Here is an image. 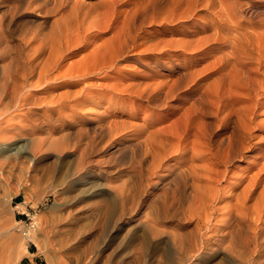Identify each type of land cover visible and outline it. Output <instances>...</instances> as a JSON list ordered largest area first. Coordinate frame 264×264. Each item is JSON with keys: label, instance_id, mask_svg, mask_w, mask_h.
<instances>
[{"label": "rangeland", "instance_id": "374dc122", "mask_svg": "<svg viewBox=\"0 0 264 264\" xmlns=\"http://www.w3.org/2000/svg\"><path fill=\"white\" fill-rule=\"evenodd\" d=\"M26 1L0 0V22L2 23L0 26L2 25V32L4 30L6 31L3 33L4 35L6 33L5 37L7 43L9 42V47L22 44L23 36L31 37L34 36L36 32L49 33L55 26V20L60 17V14H46L37 9V7H28ZM83 1L87 8H94V5H96V11L94 10L92 13L93 16L91 15L89 18H86V23L82 25L80 24L81 27L79 29L81 31L79 29L77 30H79L81 34L83 32L88 33L89 31L91 32V35L87 37L81 45L70 49L72 52L67 53L62 61V68L60 67L58 70L62 72L58 73V71L55 70V74L54 72L52 74L53 76L55 75V77L57 76V78L54 77L48 81L43 79L38 80L36 77L32 79V88H30L28 94H33L35 99H37L33 104L35 107L32 106L36 109L34 114H32V118H35L36 116L35 119L38 120L35 121L34 119V122L33 120L25 121L26 123H24L28 125L26 126L18 125V123L20 124L21 122L19 121L20 117L15 118V121L13 120L12 123L18 127H13L3 125L5 123L0 119V131H3L2 128H4L2 133L3 136L0 133V136H2L0 137V168H2V172L0 173V197L4 199V204L0 206V264H173L174 259L171 258L173 260L172 262L169 256L167 257L170 260L166 255L173 250L171 240L173 239L174 234L183 238V242L188 241L191 232H197L195 231L196 229L198 230L197 233H199L200 240L202 239L201 237H204L205 233H207L205 237L212 236L213 232L211 230L214 229L215 224H220V219L225 217V212L232 205L230 198L235 192L234 190H236L237 187L239 188L241 184L247 180L246 178H251V176H258V179L264 180V89L258 92V95L260 94L258 97L256 94L257 91L254 90V88L250 89L252 88L250 86L248 88H243V83L239 82L242 72H236L232 65L224 67L223 63H221L220 56L222 55V49L228 43L224 42V44L222 42H216L214 39V36L216 35V26H218V24L220 25V19L224 18L223 20H226L227 16L220 4L208 7L205 5V2H201L200 0H166V2L164 0H115L116 2L114 0ZM132 1L137 3L134 4ZM240 1L246 3L248 0ZM114 2L115 5L113 4ZM119 3L123 4L120 5ZM168 3L172 4L169 5ZM106 4L108 6H106ZM151 4L152 6L155 5L158 7V9L152 7ZM97 7L100 8L97 9ZM244 7L246 8V6ZM172 10L175 11L172 12ZM209 10L210 12H208ZM127 11H129V13ZM250 12L252 13V9L248 11L246 14L247 16L245 15L248 17V20L245 18V21H250L251 18L249 19V15H252ZM140 13L141 16H139ZM98 14H100V16H98ZM144 14L146 18L145 20H143L142 17ZM152 15L153 17L155 16V18H152ZM170 15L173 16L172 20ZM95 18L98 21H96ZM185 18L188 19L189 22H187ZM116 19H118V21ZM124 19L126 20L124 21ZM128 19H131V22ZM140 22L145 23L142 25ZM207 22H209V24ZM262 22L260 23L263 25L256 26L258 27L256 31L259 34L264 30V21ZM74 23L71 24V29L73 30L70 38H76V34L78 33L75 30L77 27L76 23ZM233 23L234 22H231L232 25ZM95 24L97 26H95ZM221 24L226 26L224 22ZM110 26L113 27L111 28ZM114 26L116 28H114ZM249 26L251 25L247 24V27ZM261 26L262 28L259 29ZM131 31L134 35V39L131 37L132 35H129ZM125 35H129L128 39L130 42L134 40V45L137 47L131 50L132 52H129V54L131 53V60L125 61V65L122 63L121 65L123 66L119 65V68L122 67L120 68L121 71L115 69L110 72V74L108 73L109 75H105V73H97L88 74L81 78H76L74 76L69 78L64 76V74L67 71L69 72L70 69L71 71H74V69L87 63L90 56L94 54V48L117 43L120 39L122 40V37ZM193 35H196L197 37ZM206 37H208V40L210 39V42L208 40L206 41ZM139 41L143 45H141ZM149 41L150 44L147 45ZM151 41L154 43H151ZM144 46H146V48ZM162 46L165 47L163 48ZM157 47L159 50L162 48L163 53H160ZM139 50L141 52H139ZM133 51L135 52L133 53ZM218 52H220V54ZM149 56H152L153 59L148 60ZM254 56L258 57V55L255 54ZM142 58H144V62ZM256 64L257 61L253 60L252 63L246 65L247 67H245V70L247 71L248 68H254V66L258 65ZM128 65L130 66L128 67ZM70 67H74L73 70ZM225 68L227 69V73ZM262 71H264V67H262L260 71H256V74ZM180 73L182 75H180ZM184 73H190L193 74V76L190 77V74L184 76ZM247 73L248 72L244 73L245 77L247 76ZM250 73L254 74L255 70L252 69ZM225 74L228 75L226 76ZM260 74L262 73L257 75L262 77ZM228 76L230 77L229 80L232 81V78H234L233 81L235 80L231 89L225 81L229 78ZM180 77L182 81H180L177 91L181 95L179 94V98L177 97L168 100L166 102H169L168 104L165 103L158 106L152 103L151 105L149 102H141L138 97L135 98V96H131L124 91V93L122 92L123 88L132 84H153V86H155V84L159 85L163 83L170 84ZM155 78L157 81L153 80ZM212 78L215 80L213 81ZM201 81H204V83ZM221 81L223 82L221 83ZM113 85L115 87H113ZM236 85H240V89H238ZM204 86L208 90V95L211 96L214 101V104L211 105L212 107L210 108L211 113L206 114L207 116L204 115V112L199 114L200 112H197L195 108H192V99L190 98L194 94H198L204 90L206 91ZM83 88H85V90ZM118 89H120L119 92H117ZM249 92L251 93L250 95ZM232 93L237 97L234 95L233 98ZM11 95L2 97L0 107L3 110L1 111H4L6 108L10 109L11 105L9 103H12V100L15 98V94L11 93ZM219 95H222L223 98L226 99L219 101V99H221L218 97ZM184 96H188L189 98ZM216 97L218 98L216 99ZM8 99L10 101L7 102L6 100ZM63 99L64 101H62ZM254 99L255 101H259H256V103H261L258 109H256L257 115L255 120H259L255 122L256 124L253 123V126L251 125L252 129L250 128L248 135L246 134L245 137L246 143L251 144L254 148L245 151V155H247L245 158L235 159L228 164V168L225 167V164H222L223 167L221 165L218 167L216 166L217 169L227 168L228 172L222 181L216 184L217 187L213 190L215 193V200L213 199L211 202L209 199L207 204H205L207 207L205 205L204 207L199 206L192 201L190 191H188V189L191 190L190 183L184 184L180 177H178L179 180H176L177 176H172L175 178L170 177L172 171L179 167L187 166V164L189 165L190 161L192 162V157L190 156L191 153L180 154L177 152L168 155L167 158L165 157L166 159L163 160V165L160 166V168L155 169V173L148 170V163L139 162L143 158L142 155H144V146H136V144H138L137 141H139V139L141 140V138L143 140L148 138L150 134L155 132H151L154 128L156 131H160V133L162 132V128L165 132L169 131L173 133L175 130L183 129L186 123L190 125L198 123L197 125L199 126L202 125V122H211V119H213V123L216 120L214 123L216 124L215 129L212 122L210 125L211 128L213 127L212 131L215 134L214 137L224 138V136L228 134L227 132H230L234 126L235 120L237 122L238 116H241L239 114L245 112L248 110V107L254 105L252 104V102L255 103ZM4 100L5 102H3ZM260 100L263 102H260ZM249 102H251L250 105H248ZM65 103L66 105H63ZM216 106L219 107L218 111ZM242 106L245 107H243L244 110L246 109L245 111L242 109ZM261 106L262 108H260ZM44 109H47L45 113L43 112ZM260 109H262L263 112H260ZM238 111H240V113H238ZM41 112H43V114ZM48 112L50 114L57 112L62 119H60L59 122L47 123V121L42 120V118L44 115H50ZM147 112L148 114L146 115L145 113ZM234 112L237 116H235ZM13 114L14 112H11V114H7V116L10 117ZM79 114L84 115L83 117L85 118L81 124V121L79 123H71L69 121L71 117L79 119ZM195 114H197V116ZM221 117L229 118V121L226 120L227 123L226 121L224 122L226 125L219 121L218 118ZM110 118H115V121L117 120L116 122H118V124L121 122L119 127L122 130L117 135L112 136L113 138L111 137V139L107 136L105 137L100 131H97L95 127L93 129V123L96 121ZM180 119L181 122L179 121ZM194 119L195 121H193ZM231 119L234 123L232 121L230 122ZM217 121L220 123H217ZM24 123L21 122V124ZM196 124L194 126H197ZM84 127L86 133L82 132ZM7 130H10L12 133L8 134ZM49 130H51L52 136L49 134ZM10 135H14V137L9 138L8 136ZM248 136H250L249 139H247ZM51 137H56L55 141L57 140V142L59 139L62 140L65 147H63V143L60 144L59 142H56V145L52 144L51 142L53 140L51 139L53 138ZM151 138L154 139V136ZM101 141L109 143L104 144ZM89 144L91 145L90 147L86 146ZM10 146H16V151L15 149L8 150ZM83 146L85 148H83ZM77 147L79 149H76ZM140 147L142 150H138ZM114 148H119L120 150H114ZM80 149L82 150L81 152ZM84 149L87 154H85V151V153L83 152ZM139 151L141 152L139 153ZM259 151L260 154L258 155ZM80 153L81 155L83 154V158L81 157L83 163L82 167L84 166V168L87 169L73 171V169H76V165H78L77 161L80 162ZM139 155L141 156V160H138L140 159ZM135 156L137 158L134 160ZM11 163L14 164L12 165ZM139 165L140 173L136 172V170L134 171V168H137L138 171ZM261 167L263 169H261ZM258 172H260V175ZM137 173L140 174V176ZM160 175L167 176L168 178L170 177L169 180L165 181L167 184H164L165 182H163V184L161 183L162 180L159 179V177H161ZM127 182L131 184L129 185ZM155 182H158L159 185L154 186ZM115 186H118L116 187L117 190ZM127 187L129 189H127ZM132 188H134L135 191ZM261 189L262 186L258 187L256 194ZM114 190L119 191L116 192ZM121 192H124L125 203L121 202L120 205L121 200L116 197H118L117 195ZM113 199L117 202V207L115 202L113 203ZM117 199L120 201H117ZM253 202L254 200L250 203L252 204ZM162 206H164V209ZM205 207L207 209H205ZM113 208L116 211L113 210ZM108 212L110 215H108ZM214 218L217 221L214 220ZM21 220L37 221L33 227L34 230L31 231L29 237L24 236L17 230V224H19V226L23 225L22 222H19ZM157 221L159 222L158 231L151 232L147 226L150 223L154 224V222L158 224ZM261 222L262 221L259 223ZM104 234L106 237L105 242L101 239L104 237ZM19 240L25 242L24 249L19 250L17 246L20 242ZM209 248L210 249L207 251H203V253L201 249L199 251L201 253L198 252L197 255L183 264H186L189 261L191 263L189 262L188 264H224V261L222 260L223 251L221 248L217 246L215 248V245ZM204 252L207 254L206 256L203 255ZM84 257L87 259L85 260Z\"/></svg>", "mask_w": 264, "mask_h": 264}, {"label": "bare ground", "instance_id": "6f19581e", "mask_svg": "<svg viewBox=\"0 0 264 264\" xmlns=\"http://www.w3.org/2000/svg\"><path fill=\"white\" fill-rule=\"evenodd\" d=\"M26 1V0H25ZM113 1V0H112ZM115 1V0H114ZM119 1V0H118ZM131 1V0H130ZM136 1V0H135ZM166 2V0H164ZM163 1V2H164ZM172 1V0H171ZM180 1V0H179ZM178 1V2H179ZM184 1V0H182ZM201 2H205V5L208 7H211L215 4H220L221 8L226 12V20H223L224 18L220 19L221 23L224 22L226 24V26H223L221 23L220 25L218 24V26H216V35L214 36V39L216 42H227L228 44H226L223 49H222V55L220 56V61L221 63H223L224 67L228 66V65H232L234 70L237 72H242L241 73V77L239 79L240 83H243L244 87L243 88H248L249 86L252 87L250 89L256 90V94L258 95V92L260 90L264 89V71L259 72L262 73L260 74L262 77L258 76L259 73L256 74V71H260L262 67H264V30L262 31L261 34L257 33L256 29L258 27H256L257 25H261L264 21V0H248L246 1V3H243V1L240 0H200ZM17 2V1H16ZM101 2V1H99ZM107 2V1H106ZM116 2V1H115ZM115 2L113 3L115 5ZM128 2V1H127ZM133 2V1H132ZM150 2V1H149ZM177 2V3H178ZM187 2V1H186ZM245 2V1H244ZM104 3V2H103ZM111 3V2H110ZM131 3V2H130ZM129 3V4H130ZM134 3V2H133ZM137 3V2H135ZM134 3V4H135ZM162 3V2H161ZM175 3V2H174ZM192 3V2H190ZM189 3V5H190ZM198 3V1H197ZM21 4V3H19ZM102 4V3H101ZM118 4V3H117ZM120 4V3H119ZM123 4V3H121ZM120 4V5H121ZM125 4V3H124ZM169 4V3H168ZM172 4V3H170ZM169 4V5H170ZM180 4V2H179ZM185 4V3H184ZM183 4V5H184ZM26 5L28 7H33L39 9L40 11L46 13V14H60V17L58 19L55 20L54 22V27L53 29L49 32V33H39L36 32L34 34V36L31 37H25L23 36V41L21 42L22 44L20 45H15L14 47H9V42L7 43V39L4 35V31H1V26H0V69H1V73H0V102H2V97H6L12 94H15V98L12 100V103L10 102L9 104L11 105L10 109H6L4 111H1L3 109H1L0 107V119H2L4 121L5 124L3 125H8V126H13V127H18L15 124H13V120L15 118H19V121H21L22 123H24L25 121H31L36 118H32V114H34V111H36V109H34L32 106H34L33 104L35 103V100L37 101V99H35V97L33 96V94L30 95V93L28 94V92L30 91V88H32L31 84H32V79H34L35 77L38 80H51L52 78L55 77V75L53 76V72L55 70H59V68L62 65V61L64 60L65 56L67 55L68 52H72L70 51V49L72 47L75 46H79L81 45L82 42H84L87 37H89L91 35V32L88 31V33L83 32L81 34V32H79V28L81 27L82 24L86 23L85 21L86 18H89L92 13L95 10L96 5H94V8H87L84 5V1L83 0H27L26 1ZM113 5V6H114ZM168 5V6H169ZM186 5V4H185ZM26 6V7H27ZM100 6V5H99ZM106 6H108L106 4ZM152 6V4H151ZM159 6V5H157ZM162 6V5H161ZM173 6V5H172ZM171 6V7H172ZM180 6V5H178ZM188 6V4H187ZM246 6V8L244 7ZM102 7V6H101ZM105 7V6H104ZM132 7V5H131ZM152 7H156L155 5H153ZM175 7V6H174ZM197 7V6H196ZM218 7V6H217ZM216 7V8H217ZM100 7H97V9ZM153 8V9H154ZM168 8V7H167ZM114 9V7H113ZM117 9V8H116ZM152 9V8H151ZM156 9H158V7H156ZM162 9V8H161ZM171 9V8H170ZM179 9V8H178ZM183 9V8H181ZM202 9V8H201ZM221 9V10H222ZM252 9V15H249V19L250 21H245V18L247 19L248 17H246L248 11ZM254 9V10H253ZM102 10V9H100ZM111 10V9H110ZM163 10L165 11V9L163 8ZM176 10V9H175ZM174 10V11H175ZM199 10V9H198ZM203 10V9H202ZM215 10V9H214ZM96 11V10H95ZM158 11V10H155ZM171 11V10H170ZM172 10V12H174ZM186 11V10H185ZM220 11V10H219ZM129 13V11H127ZM131 12V11H130ZM160 12V11H159ZM183 12V11H182ZM210 12V10L208 11ZM101 13V12H100ZM108 13V11H107ZM118 13V12H117ZM136 13V12H135ZM153 13V11H152ZM206 13V12H205ZM220 13V12H219ZM224 13V12H223ZM249 13V14H250ZM109 14V13H108ZM114 14V13H113ZM132 14V13H131ZM164 14V12H163ZM221 14V13H220ZM111 15V14H110ZM116 15V14H114ZM133 15V14H132ZM218 15V14H217ZM246 15V16H245ZM93 16V15H92ZM98 16H100V14H98ZM103 16V15H102ZM117 16V15H116ZM126 16V15H125ZM136 16V15H135ZM141 16V13L140 15ZM138 16V19H139ZM171 16V15H170ZM189 16V15H188ZM119 17V16H117ZM124 17V16H123ZM143 20H145V14L142 15ZM147 17V16H146ZM171 16V20H172ZM220 17V16H219ZM222 17V16H221ZM225 17V14H224ZM104 18V17H103ZM127 18V17H126ZM130 18V17H129ZM135 18V17H134ZM152 18H155V16ZM195 18V17H194ZM218 18V17H217ZM96 19V18H95ZM113 19V18H112ZM137 19V18H136ZM186 19V18H185ZM191 19V18H190ZM189 19V20H190ZM118 21V19H116ZM123 20V19H122ZM126 19H124L125 21ZM131 22V19H128ZM163 20V19H162ZM166 20V18H165ZM187 22L188 19H186ZM192 20V19H191ZM195 20V19H193ZM212 20V19H210ZM209 20V22H210ZM248 20V19H247ZM96 21H98L96 19ZM95 21V23H96ZM121 21V20H120ZM142 21V20H141ZM156 21V20H155ZM177 21V20H176ZM179 21V20H178ZM207 21V20H206ZM215 21V20H214ZM76 23V28L75 30L78 32V36L76 34V38H70L71 33H72V23ZM103 22V21H102ZM115 22V21H114ZM136 22V20H135ZM165 22V21H164ZM171 22V21H170ZM205 22V21H204ZM209 22H207L209 24ZM231 22H234L233 25L231 24ZM246 22V25H245ZM262 22V23H260ZM74 23V24H75ZM112 23V22H111ZM118 23V22H117ZM123 23V21H122ZM145 23V22H140V24ZM157 23V22H156ZM168 23V22H167ZM215 23V22H214ZM0 24H2L0 22ZM81 24V25H80ZM110 24V23H109ZM116 24V23H115ZM119 24V23H118ZM117 24V25H118ZM121 24V23H120ZM213 24V23H211ZM247 24H250L251 26L247 27ZM94 25V24H93ZM207 25V24H206ZM263 25V24H262ZM95 26H97L95 24ZM109 26V25H108ZM116 26V25H115ZM114 26V28H116ZM137 26V25H136ZM148 26V24H147ZM210 26V25H209ZM111 28L113 26H110ZM135 27V26H134ZM215 27V26H214ZM256 27V28H255ZM264 27V26H263ZM93 28V27H92ZM99 28V27H98ZM118 28V27H117ZM121 28V27H120ZM142 28V27H141ZM262 28L259 27V29ZM79 29V30H77ZM144 29V28H143ZM83 30V28H82ZM87 30V29H86ZM127 30V29H126ZM139 30V29H137ZM136 30V31H137ZM209 30V29H208ZM211 30V28H210ZM40 31V30H39ZM81 31V30H80ZM116 31V30H115ZM134 31V30H133ZM259 31V30H258ZM6 32V31H5ZM128 32V31H126ZM194 32V31H192ZM199 32V31H198ZM205 32V31H204ZM115 33V32H114ZM129 33V32H128ZM195 33V32H194ZM202 33V32H201ZM206 33V32H205ZM141 34V33H139ZM192 34V33H191ZM204 34V33H203ZM31 35V34H28ZM33 35V34H32ZM117 35V34H116ZM133 39H134V35L132 34V31L129 34ZM128 35V36H129ZM128 36H123L122 40L120 39L117 43H114L112 45H105L102 47H98V48H94V54H92L90 56V59L87 63H85L84 65L79 66L78 68L74 69V71H70L66 72L64 74V76L67 77H76V78H81V77H85L88 74H99V73H105V75H109L110 72H112L113 70H120L119 65H121L122 63L124 64L125 61H130L131 60V56L129 54V52L133 49H135L137 46L134 45V40L132 42H130V40L128 39ZM136 36V35H135ZM196 36V35H193ZM75 37V36H74ZM197 37V36H196ZM8 38V37H7ZM22 38V37H21ZM22 40V39H21ZM208 40V37H206V41ZM210 40V39H209ZM208 40V41H209ZM137 41V40H136ZM144 41V40H143ZM146 41V40H145ZM140 42V41H139ZM148 42V40H147ZM165 42V41H164ZM167 42V41H166ZM210 42V41H209ZM108 43V42H107ZM141 43V42H140ZM146 43V42H145ZM151 43H154L153 41H151ZM168 43V42H167ZM170 43V42H169ZM186 43V42H185ZM212 43V42H211ZM109 44V43H108ZM150 44V41L147 45ZM178 44V43H177ZM210 44V43H209ZM225 44V43H224ZM11 45V44H10ZM139 45V44H138ZM141 45H143L141 43ZM214 45V44H213ZM12 46V45H11ZM171 46V45H170ZM174 46V45H173ZM172 46V47H173ZM207 46V45H206ZM222 46V44H221ZM95 47V46H94ZM146 48V46H144ZM152 47V46H150ZM163 47V46H162ZM165 47V46H164ZM163 47V48H164ZM167 47V46H166ZM158 48V47H157ZM174 48V47H173ZM222 48V47H221ZM229 48V50H228ZM139 49V48H138ZM156 49V48H155ZM202 49V48H200ZM208 49V48H206ZM205 49V50H206ZM159 50V48H158ZM221 50V49H220ZM93 51V50H92ZM138 51V50H137ZM150 51V50H149ZM155 51V50H153ZM189 51V50H188ZM194 51V50H193ZM132 52V51H131ZM135 51H133L134 53ZM139 52H141L139 50ZM145 52V51H144ZM160 53H163L162 48H160L159 50ZM185 52V51H184ZM203 52V51H202ZM215 52V51H214ZM207 53V52H206ZM220 54V52H218ZM136 54V53H135ZM198 54V53H196ZM209 54V53H208ZM217 54V53H216ZM218 54V55H219ZM255 55H258V57H255ZM210 55V54H209ZM214 55V53H213ZM139 56V55H138ZM217 56V55H216ZM164 57V56H163ZM200 57V55H199ZM203 57V56H202ZM177 58V57H175ZM143 62H144V58ZM153 59L152 56H149V59ZM206 59V58H205ZM207 60V59H206ZM218 60V59H216ZM255 60L257 61V66H254V68H248L247 71L245 70V67H247L246 65L249 63H252V61ZM142 61V60H141ZM178 61V60H177ZM128 63V62H127ZM131 63V62H130ZM217 63V61H216ZM79 64V63H78ZM126 64V63H125ZM124 64V65H125ZM218 64V63H217ZM154 65V64H153ZM216 65V64H215ZM221 65V64H220ZM222 65V66H223ZM63 66V65H62ZM71 66V65H70ZM130 65H128L129 67ZM211 66V65H210ZM77 67V66H76ZM132 67V66H131ZM219 67V66H218ZM229 67V66H228ZM250 67V66H249ZM62 68V67H61ZM72 68V67H70ZM74 68V67H73ZM72 68V70H73ZM184 68V67H183ZM186 68V67H185ZM231 68V67H230ZM207 69V68H206ZM215 69V68H214ZM226 69V68H225ZM232 69V68H231ZM252 69L255 70L254 74H251L250 71H252ZM61 70V69H60ZM123 70V69H122ZM125 70V69H124ZM182 70V69H181ZM213 70V69H212ZM224 70V68H223ZM121 71V70H120ZM118 71V72H120ZM222 71V70H221ZM227 73V69L225 70ZM223 71V72H225ZM233 71V70H232ZM61 73L62 71H58V73ZM149 72V71H148ZM187 72V71H186ZM208 72V71H206ZM210 72V70H209ZM222 72V73H223ZM247 73V76H244V73ZM109 73V74H108ZM152 73V72H151ZM183 73V72H182ZM205 73V72H204ZM221 73V74H222ZM55 74V72H54ZM185 74V73H184ZM188 74V73H187ZM187 74H185L184 76H188ZM203 74V73H202ZM215 74V73H214ZM220 74V75H221ZM224 74V73H223ZM233 74V73H232ZM58 75V74H56ZM113 75V74H112ZM180 75H182L180 73ZM201 75V74H200ZM219 75V74H218ZM226 75V74H225ZM228 75V74H227ZM226 75V76H227ZM231 75V72H230ZM243 75V76H242ZM59 76V75H58ZM63 76V75H62ZM148 76V75H147ZM193 76V74H190V77ZM235 76V75H234ZM102 77V76H101ZM111 77V76H108ZM107 77V78H108ZM116 77V76H115ZM183 77V76H182ZM213 77V76H211ZM220 77V76H219ZM229 77V76H228ZM226 77V78H228ZM57 78V76L55 77ZM185 78V77H184ZM188 78V77H186ZM199 78V77H198ZM217 78V77H216ZM239 78V77H238ZM213 79V78H212ZM230 77L228 79L224 80L226 81V83H228L229 88L231 89L233 86V79L232 81L229 80ZM108 80V79H107ZM116 80V79H115ZM121 80V79H120ZM155 81V79H153ZM152 80V81H153ZM166 80V79H165ZM171 80V79H170ZM173 80V79H172ZM193 80V79H192ZM198 80V79H196ZM195 80V81H196ZM200 80V79H199ZM209 80V79H208ZM215 79H213L214 81ZM217 80V79H216ZM146 81V80H145ZM180 81H182L181 77L179 79H176L174 82L169 83H163V84H155V86H153V84H132L130 86H127L126 88L122 89V92H126L127 94L131 95V96H135L138 97L141 102H149L154 103L156 105H160V104H165L168 100L173 99V98H179V94L178 93V86L180 85ZM187 81V79H186ZM219 81V80H218ZM217 81V82H218ZM139 82V81H138ZM147 82V81H146ZM149 82V81H148ZM161 82V81H160ZM163 82V80H162ZM170 82V81H167ZM202 82V81H201ZM223 81H221L222 83ZM47 83V82H46ZM123 83V82H122ZM143 83V82H142ZM185 83V82H184ZM189 83V82H188ZM204 83V81L202 82ZM213 83V82H212ZM219 83V82H218ZM225 83V82H224ZM223 83V84H224ZM42 84V83H41ZM105 84V82H104ZM103 84V85H104ZM118 84V83H116ZM120 84V82H119ZM118 84V85H119ZM124 84V83H123ZM122 84V85H123ZM187 84V83H186ZM190 84V83H189ZM208 84V83H207ZM40 85V84H39ZM110 85V84H109ZM204 85V84H203ZM211 85V84H210ZM218 85V84H217ZM221 85V84H220ZM219 85V86H220ZM227 85V84H226ZM223 85V86H226ZM111 86V85H110ZM109 86V87H110ZM182 86V85H181ZM180 86V87H181ZM206 86V85H205ZM204 86V87H205ZM222 86V87H223ZM235 86V85H234ZM238 87V89H240V85H236ZM36 87V86H34ZM113 87H115L113 85ZM125 87V86H123ZM187 87V86H186ZM201 87V86H200ZM203 87V88H204ZM208 87V86H207ZM86 88V87H85ZM85 88H83L85 90ZM111 88V87H110ZM120 88V87H118ZM183 88V87H181ZM188 88V87H187ZM242 88V86H241ZM98 89V88H97ZM114 89V88H113ZM200 89V88H199ZM206 89V87H205ZM212 89V88H211ZM221 89V88H220ZM229 89V90H230ZM109 90V89H108ZM120 89L117 90V92H119ZM183 90V89H182ZM197 90V89H196ZM204 90V89H203ZM210 90V88H209ZM112 91V90H111ZM194 91V90H193ZM207 89L206 91H202L198 94H194L192 97H190L192 100V108H195L197 110V112H200L199 114H202L201 112H204V115L211 113V105L214 104V101L212 100L211 96L208 95L207 93ZM216 91V90H215ZM219 91V90H218ZM221 91V90H220ZM252 91V90H250ZM32 92V91H31ZM98 92V91H97ZM110 92V91H109ZM108 92V93H109ZM123 92V93H124ZM211 92V91H210ZM263 92V91H262ZM192 93V92H191ZM196 93V92H195ZM220 93V92H219ZM230 93V92H228ZM244 93V92H243ZM264 93V92H263ZM104 94V93H101ZM217 94V92H216ZM251 93L249 92V95ZM255 94V95H256ZM114 95V94H113ZM181 95V94H180ZM212 95V94H211ZM214 95V94H213ZM233 98L234 95L233 94ZM241 95V94H240ZM239 95V96H240ZM245 95V93H244ZM263 95V94H262ZM261 95V96H262ZM12 96V95H11ZM10 96V97H11ZM128 96V95H127ZM215 96V95H214ZM217 96V95H216ZM236 96V95H235ZM247 96V95H246ZM245 96V97H246ZM260 96V94L258 95V97ZM69 97V95H68ZM130 97V96H129ZM128 97V98H129ZM183 97V96H182ZM189 98L188 96H184ZM218 97H220L221 99H219V101L226 99L223 98L222 95H219ZM216 97V99L218 98ZM230 97V96H229ZM237 97V96H236ZM251 97V96H250ZM256 97V96H255ZM254 97V98H255ZM181 98V97H180ZM215 98V97H214ZM231 98V97H230ZM252 98V97H251ZM4 99V98H3ZM7 99V98H5ZM11 99V98H10ZM249 99V98H248ZM257 99V98H256ZM187 100V99H186ZM229 100V99H228ZM232 100V99H231ZM230 100V102H231ZM7 102L10 101L9 99L6 100ZM60 101V100H58ZM64 101V99L62 100ZM218 101V100H216ZM255 101V99H254ZM258 101V100H256ZM255 103L252 102V107H248V110H244V106H242V109L245 112H241L244 114H239L241 116H238L237 118V122L235 120V124L232 127V129L230 130V132H227L228 134L226 136H224V132L223 136L224 138H216L214 137V132L212 131L213 127L211 128L210 123L213 121V119H211V122H202V125H196L195 124H187L185 125V127L183 129H178L175 130L173 133L172 132H165L163 131L162 128V132L164 133H160V131H156L155 128L154 130H152L151 132H154L152 134L149 135L148 138H145L144 140L141 138L143 136H141V140L139 139L138 144H136V146H144L143 150H144V155L142 160H141V156L140 159L141 160L139 162H146V164H149L148 170L151 172L155 173V169L156 168H160V166L163 165V160L167 158L168 155L173 154V153H191L190 156L192 157V162L190 161L189 165L187 164V166H183V167H179L177 169H175L174 171H172V173L170 174V177L172 176H177L176 180L178 179V177H180L183 181L184 184H188L190 183L191 186V190L188 189V191H190L191 197H192V201L196 204H198L199 206H203L205 204H207V202L212 200L215 198V193L213 192V190L215 189L216 184H218L219 182L222 181V179L227 175V166L228 164H230L231 162H233L235 159H242L245 158L247 155H245V151L254 148L251 144L246 143V134L248 135V132L250 131L251 125L253 126V123L257 122L255 120L256 118V109H258V107L260 106L259 103ZM262 100H260L261 102ZM5 102V100L3 101ZM61 102V101H60ZM140 102V101H139ZM238 102V101H237ZM259 102V101H258ZM263 102V101H262ZM67 103V102H66ZM63 104V105H66ZM169 103V102H168ZM166 103V104H168ZM171 103V102H170ZM182 103V102H181ZM251 102H249L248 105H250ZM5 104V103H4ZM60 104V103H59ZM176 104V103H175ZM183 104V103H182ZM232 104V102H231ZM246 104V103H245ZM62 105V104H61ZM173 105V103H172ZM177 105V104H176ZM180 105V104H178ZM184 105V104H183ZM189 105V104H188ZM222 105V104H221ZM220 105V108H221ZM233 105V104H232ZM78 106V105H76ZM185 106V105H184ZM191 106V105H189ZM229 106V105H228ZM263 106V105H262ZM262 106L260 108H262ZM35 107V106H34ZM42 107V106H41ZM49 107V106H48ZM47 107V108H48ZM162 107V106H161ZM217 107V106H216ZM230 107V106H229ZM228 107V109H229ZM241 107V106H240ZM244 107V108H243ZM141 108V107H140ZM181 108V107H180ZM188 108V107H187ZM190 108V107H189ZM218 108V109H217ZM217 111L219 110V107H217ZM235 108V107H234ZM264 108V106H263ZM184 109V108H183ZM186 109V107H185ZM194 109V110H195ZM215 109V108H214ZM232 109V108H231ZM152 110V109H151ZM189 110V109H188ZM191 110V109H190ZM226 110V109H224ZM260 112H263L262 109H260ZM43 111V110H42ZM47 111V109H44V113ZM50 111V110H49ZM173 111V110H172ZM237 111V109H236ZM240 111H238V113H240ZM11 112H14L13 115H11L10 117L7 116V114H11ZM39 112V111H38ZM43 112H41L43 114ZM140 112V111H139ZM183 112V111H182ZM196 112V111H194ZM225 112V111H224ZM259 112V111H258ZM257 112V113H258ZM259 112V113H260ZM36 113V112H35ZM150 113V112H149ZM219 113V112H218ZM223 113V112H222ZM235 113V112H234ZM47 114V113H46ZM48 114H50L48 112ZM146 115L148 114L145 113ZM181 114V113H180ZM184 114V113H183ZM188 114V113H186ZM193 114V113H191ZM198 114V113H197ZM197 114H195L197 116ZM22 115V116H21ZM231 115V114H230ZM80 118L79 119H75V118H70V122L71 123H82L83 119H85L82 114H79ZM190 116V115H189ZM194 116V117H196ZM207 116V115H206ZM219 116V115H218ZM235 116H237V114L235 113ZM6 117V119H5ZM187 117V116H186ZM234 117V116H233ZM232 117V119H233ZM38 118V117H37ZM181 118V117H178ZM185 118V117H184ZM183 118V119H184ZM189 118V117H188ZM192 118V117H191ZM204 118V116H203ZM209 118V117H208ZM5 119V120H4ZM62 119L59 116V113L57 112H53L52 114L46 116L44 115L42 120L50 122V123H55V122H59V120ZM197 119V118H196ZM206 119V118H205ZM210 119V118H209ZM216 119V118H215ZM219 121L221 123H224L226 120L229 121V118L227 119V117H221L218 118ZM232 119L230 120V122L232 121ZM236 119V118H235ZM17 120V119H16ZM38 119H35V121ZM175 120V119H174ZM173 120V121H174ZM177 120V119H176ZM208 120V119H207ZM1 121V120H0ZM2 121V122H3ZM15 121V120H14ZM43 121V122H44ZM117 121V120H116ZM115 121V118L112 119H100L98 121H96L95 123H93V129L95 127V129L97 131H100L105 137L107 136L109 139H111L112 136L117 135L120 131H122L119 127V124H121V122L118 124V122ZM121 121V120H120ZM126 121V120H125ZM145 121V120H144ZM181 122V119L179 120ZM189 121V119H188ZM195 121V119L193 120ZM216 121V120H215ZM214 121V123H215ZM217 121V123L219 122ZM20 124L18 123V125H26L24 124ZM42 122V123H43ZM219 122V123H220ZM233 122V121H232ZM260 122V121H259ZM28 123V122H27ZM31 123V122H30ZM130 123V122H129ZM136 123V122H135ZM172 123V122H171ZM212 122V125H214V129H215V125ZM227 123V121H226ZM229 123V122H228ZM234 123V122H233ZM17 124V123H16ZM38 124V123H36ZM62 124V123H61ZM122 124L124 125V123L122 122ZM140 124V123H138ZM144 124V123H143ZM156 124V122H155ZM256 124V123H255ZM48 125V124H47ZM179 125V124H178ZM222 125V124H221ZM224 125H226L224 123ZM223 125V126H224ZM230 125V124H229ZM28 126V125H26ZM88 126V125H87ZM134 126V125H133ZM136 126V125H135ZM145 126V125H143ZM142 126V127H143ZM220 126V125H219ZM46 127V126H45ZM57 127V126H56ZM82 127V126H81ZM89 127V126H88ZM132 127V126H131ZM166 127V126H165ZM195 127V128H193ZM6 128V127H5ZM87 128V127H86ZM130 128V127H129ZM139 128V127H138ZM171 128V127H170ZM217 128V127H216ZM229 128V127H228ZM12 129V128H11ZM53 129V128H52ZM85 127L82 129V132L84 131ZM153 129V128H151ZM252 129V128H251ZM254 129V128H253ZM1 130V129H0ZM2 130L4 131V128H2ZM6 130V129H5ZM88 130V128H87ZM141 130V129H140ZM229 130V129H228ZM3 131H0L1 135L3 136ZM8 131V132H7ZM5 132H7L8 134L12 133L10 130H7ZM79 131V128H78ZM81 131V129H80ZM90 131V129H89ZM93 131V130H92ZM215 131V130H214ZM48 132H50L49 134L52 136V132L51 130H49ZM81 132V134L83 135V133ZM88 132V131H87ZM99 132V133H100ZM149 132V131H148ZM222 132V131H221ZM95 133V131H94ZM7 134V135H8ZM80 134V133H79ZM88 134V133H87ZM100 134V135H102ZM217 134V133H216ZM220 134V133H219ZM5 135V134H4ZM95 135V134H94ZM140 135V134H139ZM0 136V137H2ZM85 136V135H84ZM87 136V135H86ZM93 136V135H92ZM96 136V135H95ZM98 136V135H97ZM147 136V135H146ZM145 136V137H146ZM154 136V139H152L151 137ZM9 138H13L14 135H10L8 136ZM90 137V134H89ZM87 137V138H89ZM102 137V136H100ZM137 137V136H136ZM139 137V136H138ZM250 136H248L247 139H249ZM53 138V137H51ZM113 138V137H112ZM144 138V137H143ZM56 137H54L52 142V144L56 145L57 140L55 141ZM82 139V138H81ZM101 139V138H100ZM137 139V138H136ZM50 140V139H49ZM60 140V139H59ZM58 140V142L60 144L63 143L60 142ZM90 140V139H89ZM96 140V137H95ZM94 140V141H95ZM99 140V139H98ZM104 140V139H103ZM107 140V139H106ZM105 140V141H106ZM79 141V140H78ZM88 141V140H87ZM92 141V140H91ZM119 141V140H118ZM57 142V143H58ZM71 142V141H70ZM85 142V141H84ZM90 142V141H89ZM102 142V141H101ZM248 142V141H247ZM252 142V141H250ZM82 143V142H81ZM86 143V142H85ZM97 143V142H96ZM104 143V141L102 142ZM106 143V142H105ZM104 143V144H105ZM109 143V142H108ZM106 143V144H108ZM134 143V142H133ZM59 144V145H60ZM64 144V143H63ZM69 144V142H68ZM75 144V142H74ZM74 144L72 143V145L74 146ZM87 144V143H86ZM95 144V142H94ZM114 144V143H113ZM128 144V143H127ZM130 144V143H129ZM71 145V147H72ZM102 145V144H101ZM63 146V145H62ZM81 146V145H80ZM85 146V145H84ZM83 146V148H85ZM88 147H90L91 145H86ZM93 146V144H92ZM104 146V145H103ZM125 146V145H124ZM135 146V147H136ZM256 146V145H255ZM26 147V146H25ZM65 147V144L64 146ZM70 147V146H69ZM68 147V148H69ZM76 147V146H75ZM79 147V146H78ZM76 149H79V148ZM101 147V146H100ZM120 147V146H119ZM16 146H10L8 148V150H14L16 151ZM262 148V147H261ZM26 149V148H24ZM82 149V147H81ZM80 149V152L82 151ZM97 149V148H96ZM99 149V148H98ZM103 149V148H102ZM117 149V148H116ZM114 148V150H116ZM119 149V148H118ZM117 149V150H118ZM123 149V148H122ZM142 148H138V150ZM74 150V149H73ZM89 150V149H87ZM113 150V151H114ZM120 150V149H119ZM261 150V149H260ZM85 151V149L83 150V152ZM263 151V150H262ZM86 152V151H85ZM84 152V153H85ZM119 152V151H118ZM141 151H139L140 153ZM143 153V152H142ZM264 153V152H263ZM87 154V152L85 153ZM260 154V151L258 153V155ZM79 155V154H78ZM81 155V153H80ZM83 156V154L79 157L81 158ZM138 156V158H139ZM262 156V155H261ZM166 157V158H165ZM11 158V157H8ZM83 158V157H82ZM82 158L80 159V162L77 161L78 165H76V171H81V170H85L87 168H84V166L82 167ZM137 157L135 156L134 160ZM263 158V157H262ZM189 159V158H188ZM14 162V161H13ZM22 162V161H21ZM15 163V162H14ZM13 163V164H14ZM76 163V164H77ZM137 163V162H136ZM12 164V163H11ZM12 164V165H13ZM133 164V162H132ZM139 164V163H138ZM141 164V163H140ZM143 164V163H142ZM222 164H225V169H217L216 166H222ZM135 165V164H134ZM145 165V164H144ZM132 166V165H131ZM137 166V165H136ZM135 166V167H136ZM180 166V165H179ZM182 166V165H181ZM259 166V164H258ZM143 167V166H141ZM223 167V166H222ZM263 167V166H262ZM261 167V169H263ZM142 169V168H141ZM230 169V168H229ZM136 170V172H139L140 170V165H139V169L137 171V168H134V171ZM142 171V170H141ZM263 171V170H262ZM2 172V168H0V173ZM261 172V171H260ZM260 172L259 175H260ZM140 173V172H139ZM149 173V172H148ZM159 173V172H158ZM78 174V173H77ZM138 174V173H137ZM140 176V174H138ZM152 175V174H151ZM157 175V174H156ZM168 175V174H167ZM257 175V174H256ZM138 176V179H139ZM145 176V175H144ZM159 177V179L162 180V184L163 182L169 180V178L167 176H162ZM255 176V175H254ZM142 177V175H141ZM146 177V176H145ZM152 177V176H151ZM258 177V176H257ZM257 177H252L251 178H246L247 180L241 184V186L236 190H234L235 192L231 195V201H232V205L227 209V211L225 212V217L220 219L221 222L220 224L214 226V229L211 230L213 232L212 236H207L205 237V235L207 233H205L204 237H201L202 239H199V233L198 230L196 229L195 231L197 232H191V236L190 239L186 242H183V238H181L180 236H178L177 234L173 235V239L172 241V245H173V250L171 252H168L169 258L174 259L173 264H183L184 262L190 260L192 257H194L195 255L198 254V252L202 249V253L203 251H207L208 249H210L209 247L215 245L217 247H220L221 250L223 251V256H222V260L224 261V264H264V180H260ZM264 177V176H263ZM260 177V178H263ZM175 178V177H172ZM141 179V178H140ZM147 180V179H146ZM173 180V179H172ZM179 180V179H178ZM245 180V179H243ZM249 180V181H248ZM138 181V180H137ZM141 181V180H140ZM143 182V181H142ZM175 182V181H174ZM173 182V183H174ZM128 183V182H127ZM137 183V182H136ZM145 183V182H144ZM143 183V184H144ZM182 183V184H183ZM125 184V183H124ZM129 184V183H128ZM127 184V185H128ZM131 184V183H130ZM129 184V185H130ZM133 184V183H132ZM135 184V183H134ZM164 184H167L166 182ZM175 184V183H174ZM183 184V185H184ZM159 185L158 182H155L154 186ZM178 185V184H176ZM221 185V183H220ZM123 186V185H122ZM121 186V187H122ZM137 186V185H135ZM139 186V185H138ZM141 186V185H140ZM181 186V185H180ZM262 186V189L256 194L257 188ZM118 186H115V188ZM132 187V186H131ZM179 187V186H178ZM183 187V186H182ZM219 187V185H218ZM135 188V187H134ZM132 188V189H134ZM138 188V187H137ZM186 188V187H185ZM184 188V189H185ZM119 189V188H118ZM127 189H129L127 187ZM126 189V190H127ZM144 189V188H143ZM157 189V188H156ZM182 189V188H179ZM178 189V190H179ZM117 190V188H116ZM114 190V191H116ZM125 190V189H124ZM153 190V189H152ZM221 190V189H220ZM119 191V190H118ZM116 191V192H118ZM135 191V189H134ZM133 191V192H134ZM137 191H139L137 189ZM154 191V190H153ZM182 191V190H180ZM187 191V190H186ZM185 191V192H186ZM217 191V190H216ZM219 191V189H218ZM127 192V191H126ZM129 192V191H128ZM132 192V193H133ZM143 192V191H142ZM184 192V193H185ZM140 193V191H139ZM126 194V193H125ZM130 194V193H129ZM128 194V195H129ZM135 194V193H134ZM133 194V195H134ZM189 194V195H190ZM217 194V193H216ZM117 195V194H116ZM132 195V196H133ZM219 195V194H218ZM257 195V196H255ZM119 198L117 199V201H120V205L121 202L123 203L125 201L124 198V192H121L117 195ZM217 196V195H216ZM127 197V196H126ZM219 197V196H218ZM114 198V199H116ZM124 198V200H123ZM128 198V197H127ZM112 200L113 203L115 202L116 207H117V202L115 200ZM191 199V198H190ZM220 199V198H218ZM109 200V199H108ZM130 200V199H129ZM215 200V199H214ZM254 200V202L251 204L250 202ZM211 201V202H212ZM219 201V200H218ZM106 202V201H105ZM111 203V201H110ZM119 203V202H118ZM125 203V202H124ZM4 204V199L2 197H0V206ZM114 205V204H113ZM206 206V205H205ZM214 206V204H213ZM212 206V207H213ZM123 207V206H122ZM207 207V206H206ZM205 207V209H207ZM211 207V206H209ZM115 208V206H114ZM113 208V210H115ZM162 208L164 209V206H162ZM161 208V209H162ZM211 209V208H210ZM214 209V208H213ZM189 210V209H188ZM202 210V209H200ZM212 210V209H211ZM116 211V210H115ZM191 211V210H190ZM26 212V211H24ZM210 212V211H208ZM216 212V211H215ZM113 213V211H112ZM159 213V212H158ZM189 213V212H188ZM108 215H110V213L108 212ZM107 215V216H108ZM206 215V213H205ZM208 215V214H207ZM221 215V214H220ZM223 215V214H222ZM205 217V216H204ZM203 217V218H204ZM219 217V216H218ZM110 219V218H108ZM184 219V218H183ZM191 219V218H190ZM214 220H216L214 218ZM155 221V220H154ZM217 221V220H216ZM260 221H262L261 223H259ZM158 222V221H157ZM37 223V221L34 220L33 225L35 226V224ZM199 225V224H198ZM206 225V224H205ZM17 226H19V224H17ZM158 227H159V222L158 224L156 222L150 223L147 228L151 231V232H156L158 231ZM205 228V227H204ZM30 229V233L31 231H33V228H29ZM201 231V228H200ZM28 234L26 237H29L31 234ZM201 234V233H200ZM212 234V233H211ZM107 235V234H106ZM193 235V236H192ZM203 235V234H202ZM201 236V235H200ZM105 234L104 237L101 238L104 242H105ZM20 241V240H19ZM18 248L19 250L24 249L25 248V242L20 241L18 243ZM212 249V248H211ZM217 252V251H216ZM215 252V253H216ZM201 253V252H199ZM214 254V253H213ZM203 255H207L204 254ZM200 256V255H199ZM202 256V255H201ZM87 257V255H86ZM90 257V256H89ZM85 258V257H84ZM88 258V257H87ZM85 258V260L87 259ZM168 258V257H167ZM166 258V259H167ZM168 258V259H169ZM90 259V258H89ZM169 259V260H170ZM221 260V259H220ZM221 260V261H222ZM82 261V260H81ZM84 261V260H83ZM88 261V260H87ZM90 261V260H89ZM190 262V261H189ZM188 262V263H189ZM186 263V264H188ZM191 263V262H190ZM50 264V263H49ZM82 264V263H81ZM86 264V263H84ZM171 264V263H170Z\"/></svg>", "mask_w": 264, "mask_h": 264}, {"label": "built area", "instance_id": "2783aa9c", "mask_svg": "<svg viewBox=\"0 0 264 264\" xmlns=\"http://www.w3.org/2000/svg\"><path fill=\"white\" fill-rule=\"evenodd\" d=\"M22 222V226H18L17 230L22 233L24 236H27L30 233V229L29 228H33V221H19Z\"/></svg>", "mask_w": 264, "mask_h": 264}]
</instances>
